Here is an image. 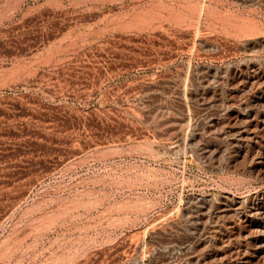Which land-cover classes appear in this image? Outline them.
<instances>
[{"label": "rangeland", "instance_id": "1", "mask_svg": "<svg viewBox=\"0 0 264 264\" xmlns=\"http://www.w3.org/2000/svg\"><path fill=\"white\" fill-rule=\"evenodd\" d=\"M0 264H264V0H0Z\"/></svg>", "mask_w": 264, "mask_h": 264}]
</instances>
